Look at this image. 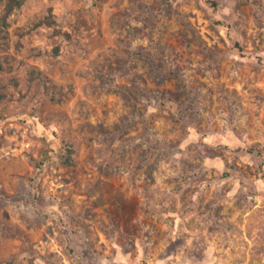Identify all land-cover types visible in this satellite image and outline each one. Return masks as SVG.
Listing matches in <instances>:
<instances>
[{
  "label": "rangeland",
  "instance_id": "rangeland-1",
  "mask_svg": "<svg viewBox=\"0 0 264 264\" xmlns=\"http://www.w3.org/2000/svg\"><path fill=\"white\" fill-rule=\"evenodd\" d=\"M0 264H264V0H0Z\"/></svg>",
  "mask_w": 264,
  "mask_h": 264
},
{
  "label": "trees",
  "instance_id": "trees-1",
  "mask_svg": "<svg viewBox=\"0 0 264 264\" xmlns=\"http://www.w3.org/2000/svg\"><path fill=\"white\" fill-rule=\"evenodd\" d=\"M23 2V0H7V10H11L13 6L20 5ZM67 152V157L71 155L72 147H69Z\"/></svg>",
  "mask_w": 264,
  "mask_h": 264
}]
</instances>
